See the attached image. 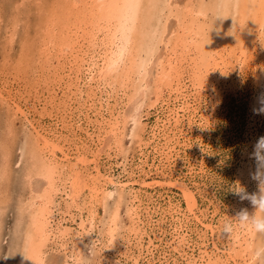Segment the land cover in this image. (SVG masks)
<instances>
[{
  "label": "bare ground",
  "instance_id": "1",
  "mask_svg": "<svg viewBox=\"0 0 264 264\" xmlns=\"http://www.w3.org/2000/svg\"><path fill=\"white\" fill-rule=\"evenodd\" d=\"M68 1L65 5L56 3L58 7L51 8L53 10L44 9L48 17L46 28H43L45 33L40 38L43 40L41 51L45 53L44 60L49 62L55 50L56 53L61 52L55 56L58 60L54 70L56 81L51 86L57 88L63 77L69 80L63 100L55 99V95L40 102L33 96L34 99L25 102L22 96L19 97L20 88L16 90L13 86L0 84V102L7 110L12 109L13 116L23 119L28 138L20 148L17 163L23 162L24 185L31 188V196L19 195L16 208L19 215L10 247L14 264H45L46 254L51 249L60 255L58 257L64 260V264H78L84 260L83 249L89 244L91 251L100 257L98 264L105 261L102 258L107 264H178L179 261L184 264H251L253 255H250V250L257 233L239 226L230 237L221 232L226 220L244 211L254 214L255 206L251 200L242 198L243 193H239L224 213L216 210L215 215L208 216L200 210L197 195L188 183L166 171H171L175 165L174 159L181 143L189 147L187 141L196 130L202 138L204 129L210 124L216 105L214 99L219 95L220 87L248 62L255 67L254 76L260 80L256 101L264 99V31L260 28L262 26H257L260 23L264 25V0H197L196 9L187 3L185 8L191 16L194 15L192 13L205 16L211 10V35L208 36L204 27L195 24L193 18H184L183 8L180 12L177 7L182 5L181 0ZM222 3L229 6L228 14H236L241 24L240 29L236 28L239 34L234 37L237 43H232L236 47L239 45V54L235 49L225 48L227 43L223 33L228 16L215 19L217 7ZM40 4L45 3L42 1ZM129 17L134 24L132 30L126 32L123 21ZM16 25L13 24L12 28L13 38L18 29ZM251 28L256 30L253 39ZM173 35L177 36V43L171 46ZM150 36L155 37L151 49ZM70 37L74 43L68 41ZM250 37L251 46L247 45ZM210 47L217 55L209 52ZM190 51L196 54L192 58L188 56L194 64L189 63L186 57ZM198 59L201 66H197ZM187 62L189 66L186 69ZM167 64L169 69L165 71ZM187 71L193 73L192 76L195 74L187 76L190 83L184 76ZM197 73L202 77V80L201 77L200 80L195 78L199 83L194 81ZM133 75L140 82L128 95V102L122 104L114 98L113 103L109 94L115 92L114 86H118L119 93L122 90L125 93L131 87ZM157 79L165 80L159 86L157 99L164 93V85L168 94L165 98L162 96L161 112L156 120L151 124L144 123V116L148 115L145 113L148 89ZM67 99L84 101L82 107L89 106L86 115L82 117V109L76 111L72 107L74 103L65 101ZM62 102L63 109L59 108ZM138 103H143V108L134 124ZM58 115L60 120L49 125L45 123V119ZM7 125L4 130H7L9 140L1 138L0 142L3 153L0 152L6 160L3 164L6 167L1 166L4 169L0 170V178L10 182L13 172L8 145L12 144L15 134L14 122ZM67 133L77 137L75 145L71 144ZM189 133L191 136L188 137ZM182 135L184 139H181ZM126 137L136 138L140 147L136 168L129 164L127 156L119 158V153L114 155L111 152L114 143L121 145ZM240 168L244 179L240 186L244 193L259 194L260 179L264 176L257 178L258 167L248 157ZM153 170L159 179L150 173ZM173 171L175 174L176 170ZM62 175L65 178L60 181ZM37 176L42 178L41 181H36ZM168 185H174L182 192L187 210L173 202L171 197L168 206L163 208L153 196L147 194L148 198H145L142 194L144 190ZM5 188L0 191V238L3 233L2 215L11 197L10 190ZM82 193L87 194L86 200H82ZM80 200L86 201L85 205L91 209L88 216H85ZM92 200L103 204L105 215L101 221L106 233L104 229H97V212L92 211ZM121 210L125 211L129 225L123 223ZM217 212L220 214L216 221ZM156 214L160 217L155 218ZM123 226L127 236L119 240L116 232ZM51 242L55 247L50 245Z\"/></svg>",
  "mask_w": 264,
  "mask_h": 264
},
{
  "label": "rangeland",
  "instance_id": "2",
  "mask_svg": "<svg viewBox=\"0 0 264 264\" xmlns=\"http://www.w3.org/2000/svg\"><path fill=\"white\" fill-rule=\"evenodd\" d=\"M45 4H40V3ZM48 1V2H47ZM57 1V2H56ZM66 2V0H63ZM62 1V2H63ZM68 1V0H67ZM183 1V2H181ZM179 1L182 5H178V9L180 12L184 15V18L187 20H190L193 18V22L195 24H199L203 26L205 29L204 32H207L206 36L210 33V18L212 16L211 10H208L205 16H197L196 13H192L193 16L188 12L187 8H185V5L188 3L190 4V7L192 9H196L197 7V0H181ZM24 2V3H22ZM61 3L59 0H0V84L10 87L13 86L16 90H21L19 97L22 98L25 102L29 101V99L35 97V99H39L40 102L46 98V97H54L55 99H62V97L66 96L64 94V91H66V87L68 85V79L66 80L64 77L62 78V81L60 82V85H56L57 88L54 86H51V84L55 83L56 79L55 77V68L58 65V60L55 56L59 54V52L56 53V50L54 51V57L51 59L53 61L47 62L44 60L45 53L43 54L41 51V42L43 41L42 35L45 33L46 24H47V17L46 12L49 10H53L56 8L58 3ZM61 3L65 5L64 3ZM69 2V1H68ZM35 3V4H34ZM37 3V4H36ZM57 3V5H56ZM21 4V5H20ZM48 4V5H46ZM33 5V6H32ZM44 5V6H43ZM46 5V6H45ZM17 7V8H16ZM55 7V8H54ZM58 7V6H57ZM183 9H182V8ZM36 8V9H35ZM40 8L42 10H40ZM53 8V9H51ZM15 9V10H14ZM44 9H48L47 11ZM182 9V10H181ZM14 10V11H13ZM17 10V11H16ZM40 10V11H39ZM25 12V13H24ZM39 12V13H38ZM43 12V16L42 15ZM21 13V14H20ZM187 13V14H186ZM17 14V15H16ZM40 14V15H39ZM208 14V15H207ZM14 16V18H13ZM195 17V18H194ZM202 17V18H201ZM17 21H16V19ZM198 18V19H197ZM5 19V20H4ZM11 19V20H10ZM174 17H171V20H173ZM203 21H202V20ZM205 19V20H204ZM228 20H226V29H224L223 36L225 35L226 41L225 43L227 50L233 51L236 50L237 54H239V45L234 46L232 43H237L236 38L234 40V37H236V34L238 33L237 29H240V22L237 20V16L230 15L227 17ZM7 20V21H6ZM14 20V21H12ZM260 19L258 20V22ZM2 22V23H1ZM14 22V23H13ZM19 23V25L17 26ZM207 22V23H206ZM229 22V23H228ZM10 23V24H9ZM248 23V21H247ZM5 24V25H4ZM13 24L17 26V32L14 34L13 38L12 32H13ZM255 24V23H254ZM252 24V25H254ZM3 25V26H2ZM228 25V26H227ZM260 27L264 31V25L257 24V26ZM207 26V27H205ZM233 26V27H232ZM237 26V27H236ZM239 26V27H238ZM250 27V24L248 25ZM255 26V27H257ZM258 26V27H259ZM228 27V28H227ZM252 27V26H251ZM254 27V29H255ZM13 28V29H12ZM237 28V29H236ZM38 29V30H37ZM42 29V30H41ZM253 28H251V35L252 39L255 36L256 30L254 31ZM28 30V31H27ZM237 30V32L235 31ZM42 33L40 34V32ZM254 31V32H252ZM202 32V31H201ZM64 33V32H63ZM226 33V34H225ZM254 33V36H253ZM28 34V35H27ZM65 34V33H64ZM175 35V34H174ZM171 36V46L173 44H176V40L174 37ZM209 35V37H210ZM27 36V37H26ZM184 36V35H183ZM181 37V36H180ZM229 37V38H228ZM64 38V36H63ZM214 37H211L213 40ZM26 39V40H25ZM73 41L74 39L72 37L68 38ZM168 39V36H167ZM166 39V40H167ZM40 40V41H39ZM169 40V39H168ZM230 40V41H229ZM34 41V42H33ZM66 41V40H65ZM170 41V40H169ZM224 41V40H223ZM236 41V42H234ZM250 41L252 43L251 37L248 40V44L250 45ZM176 42V43H175ZM38 43V44H37ZM224 44V43H223ZM212 47H210L211 49ZM214 48V47H213ZM230 48V49H229ZM221 49V48H219ZM211 54H215L214 49H211L209 51ZM61 53V52H60ZM39 56H38V55ZM190 54V55H189ZM193 54V55H192ZM42 55V57H41ZM195 52L190 51V53L187 54L188 62L191 63L192 61L190 58L193 56L195 57ZM190 58H189V57ZM40 57V58H39ZM52 57V55H51ZM60 57V56H59ZM58 57V58H59ZM155 58V57H154ZM57 61H56V60ZM213 59V58H211ZM200 60V59H198ZM197 62V66L201 64V60ZM39 61V62H38ZM63 61V58L62 60ZM57 64H56V63ZM185 65L186 69L189 66V64ZM198 62L200 64H198ZM213 61L211 60V63ZM55 63V64H54ZM62 64V62H61ZM191 64H194L192 62ZM211 65V64H210ZM165 71H168L169 69L168 64L165 65ZM201 66V65H200ZM246 68V69H245ZM254 66L252 63H246L242 69H240L238 72L234 73L230 79H228V82H226L223 86L220 87V93L219 95L214 99V112L210 119V124L207 128L204 129V133H202V138H200V133L198 130L194 133L191 140L187 141V144L181 143L178 147V153L175 156L174 164L172 166V170L166 171L167 174L173 173L175 178L178 180H183L184 182L188 183V185L191 187L192 190L197 195L198 198V204L200 207V210H202L204 213L209 214L208 216L215 215V211L218 210L220 213H224V210L227 209V206L231 205L234 200L238 197V194L234 188L238 187V185H243V174L241 173L242 164L244 162L248 161V157L253 161V164L258 167V163L253 155L254 151V145L259 137L264 136V99L260 100V102L256 101V97L259 93H257V89H259V82L260 80L254 76ZM19 69V70H18ZM64 65L61 68L60 73L63 71ZM22 71V72H21ZM27 71V72H26ZM52 71V72H51ZM191 71V70H190ZM49 72V75L48 73ZM51 72V73H50ZM192 72V71H191ZM45 73V74H44ZM188 73V74H186ZM184 73V76L187 78V76L190 74L192 76L193 73H190L187 71ZM200 73H197V77H194V81L196 83L197 80H200L199 75ZM195 75V74H194ZM193 75V76H194ZM192 76V77H193ZM24 77V78H23ZM41 77H44L42 79ZM51 77L53 80H51ZM42 80H41V79ZM195 78H198L195 80ZM8 79V80H7ZM36 79V80H35ZM5 80V81H4ZM7 80V82H6ZM47 80V81H46ZM51 80V81H50ZM188 82L190 81L189 78H187ZM202 80V77H201ZM40 81V82H38ZM66 81V82H65ZM4 82V84H3ZM140 82V79L133 75L131 80V87L127 89V93H123V90L120 92L118 90V86H114L115 92H113L111 95L112 102L114 103L115 100H120L123 104L128 102L129 94L133 93V89H135ZM156 82H159L158 84ZM165 80L163 82L159 79L156 81L151 82L149 89H148V97L145 100L146 106H145V113L148 115L144 116V123H153L157 118L159 112H161V106H162V96L165 98L168 94L166 91V86H162V90L164 93L159 96L157 99L158 93L160 91L159 86L164 84ZM191 82V81H190ZM189 82V83H190ZM109 83V82H108ZM66 84V85H65ZM115 85V84H113ZM113 85H111L110 88H113ZM158 85V86H157ZM51 86V87H50ZM110 86V85H109ZM134 86V87H133ZM66 88V89H64ZM54 89V90H52ZM63 91H62V90ZM123 89V87H121ZM38 90V91H37ZM51 92V94L49 93ZM59 92L58 94H56ZM38 93V94H37ZM119 93L120 95H117ZM51 95V96H50ZM117 95V96H115ZM165 95V96H164ZM32 96V97H31ZM127 96V97H126ZM29 97V98H28ZM117 97V98H116ZM150 97V98H149ZM161 97V98H160ZM122 98V99H121ZM34 99V98H33ZM48 99V98H47ZM157 100V101H156ZM65 101H68L71 103V101L74 103V107L76 111H78L80 108L82 109V114L84 117L87 113V107L84 105L82 107L83 102H79L75 99H67ZM157 102V103H155ZM150 103V104H149ZM161 105V106H160ZM63 106L60 105L59 108ZM123 106V105H122ZM64 107V106H63ZM62 107V109H63ZM205 108V106H203ZM41 108V107H40ZM7 108L0 102V142L2 141L1 138L9 140L8 132L5 131L4 127L6 129L8 128L7 124H10L11 122H14V133H12V142H10L11 145H8V153H10L9 163H11V171L12 176L10 182H6L2 178H0V191H3V188L5 190H10V199L9 202H7V207L5 209L4 214L2 215L3 218V233L0 238V263L1 264H14V259L12 257V249L11 243L13 239V232L15 229V223L17 221L18 217V209L17 204L19 197L23 194H25L26 197L31 196V188L28 186L25 187L23 179V173H24V165L18 162V158L20 157V148L24 146L26 139V132L23 124L22 118H17L13 116L12 109L7 110ZM59 112V110L57 109ZM55 114V111H53ZM11 113V114H10ZM61 114V112H60ZM9 116V117H8ZM148 116V117H147ZM55 117V116H54ZM49 117L47 120L45 119V123L47 125L55 123V120H60V116L58 115L55 118ZM51 118V119H50ZM9 119V120H8ZM44 119V117H43ZM52 121V122H51ZM6 123V124H5ZM5 124V126H4ZM23 124V125H22ZM86 124V123H85ZM84 124V126H85ZM87 125V124H86ZM2 130V131H1ZM5 132V133H4ZM7 132V134H6ZM186 134V133H184ZM6 136V138L4 136ZM188 137L191 136V134H187ZM3 136V137H1ZM11 137V135H10ZM184 136H181V139ZM67 138L70 139L71 144L75 145V141L77 138L75 135H68ZM73 140V141H71ZM132 140V141H131ZM80 142L79 139H77V142ZM130 141V142H129ZM137 139H130L129 137H126L124 142L121 145H118L114 143V149L111 150V152L114 154L120 155L121 157H128L129 164L133 166V168L137 167L138 164V158L140 155V147L139 144H137ZM22 144V145H21ZM116 145V146H115ZM199 145V146H198ZM184 146V147H183ZM122 147V148H121ZM122 150V151H121ZM0 151L1 145H0ZM0 152V155L2 154ZM114 154V155H115ZM152 156V155H151ZM0 168L1 166L6 167L3 165L6 163L5 157L0 156ZM4 159V161H3ZM133 159V160H132ZM2 160V161H1ZM105 161V160H104ZM133 161V162H131ZM136 163V164H135ZM134 164V165H133ZM23 167V169H22ZM148 166L147 169L148 170ZM241 170H240V169ZM4 168H1L0 170L3 171ZM22 169V170H21ZM175 174H174V171ZM118 172V169H116ZM23 172V173H22ZM153 173V176L158 178L156 175V170H153L150 172ZM241 173V175H240ZM67 174H65L66 176ZM60 177L59 180H64L65 176ZM245 176V175H244ZM41 181L40 177H36V181ZM159 179V178H158ZM242 179V180H240ZM4 182V183H2ZM9 183V184H8ZM3 187V188H2ZM30 192V194H29ZM86 192V189H85ZM61 193V192H60ZM3 193L1 192V195ZM86 194V193H85ZM82 193L81 198L82 200L87 199V194L85 195ZM142 194L146 198L147 194L153 196V199H155L156 203H160L163 208H166L168 206V200L171 197L173 202L177 203L182 209L187 210V202L185 201L182 192L173 186H161L156 189H149L148 191L144 190L142 191ZM20 195V196H19ZM28 195V196H27ZM33 196V195H32ZM86 198V199H85ZM148 198V196H147ZM91 200V198L89 199ZM112 200V199H111ZM110 200V201H111ZM81 206L84 207V214L85 216H88L90 213L89 207L85 205L86 201H81ZM90 205H93L92 211L97 212L95 215V219L97 221L98 228L97 229H104L106 227L103 226V221L101 219L105 215V211L103 207V204L99 201L92 200ZM98 202V203H97ZM112 202V201H111ZM88 203V202H87ZM91 210V209H90ZM219 212L216 214V221L219 217ZM1 216V215H0ZM155 218L160 217V215L156 214ZM121 218L123 220L124 224L129 225L128 217L124 210H121ZM165 223V227H166ZM106 229H104L103 232L106 233ZM126 227L123 226L119 230H117V238L120 240L123 237L127 236ZM256 233V232H255ZM254 236V244L250 248V255H253V259L251 261H254V264H264V260L258 259L255 255V250L261 246H264V234H255ZM51 246H54V244L51 242ZM49 245V246H50ZM50 246V247H51ZM55 247V246H54ZM223 248V247H222ZM52 249L48 251L46 261L48 264H64V260L59 258L60 256L58 253H53ZM249 252V253H250ZM52 253V254H50ZM97 252L91 251V245H86L83 249V255L84 260H81L78 264H98L99 258L96 255ZM52 255V258H51ZM4 256V257H3ZM93 256V257H92ZM257 260H255L254 259ZM53 259V260H52ZM61 260V262L59 261ZM106 261L105 258H102V261ZM259 260V261H258ZM56 261V262H55ZM102 262V264H107L106 262ZM256 261V262H255ZM262 263H258L261 262ZM181 264H184V262L179 261ZM45 263V264H47ZM178 263V264H180ZM76 264V263H75ZM109 264V263H108Z\"/></svg>",
  "mask_w": 264,
  "mask_h": 264
},
{
  "label": "clouds",
  "instance_id": "3",
  "mask_svg": "<svg viewBox=\"0 0 264 264\" xmlns=\"http://www.w3.org/2000/svg\"><path fill=\"white\" fill-rule=\"evenodd\" d=\"M228 5L220 4L217 7L215 19L217 17H226L228 14ZM133 20L129 17L123 21L124 30L126 32H130L133 27ZM155 43V37H149V48ZM144 65H141V71H143ZM146 93V89L143 90ZM143 108V103H138L135 109V119L134 124L139 120L140 113ZM253 155L258 163V169L256 176L260 178L264 176V136L258 138L254 145ZM260 192L259 194L249 195L244 193V189L238 185V187L234 188L237 193H243L242 198H248L251 200L252 204L255 206V212L253 215H249L247 211L241 212L237 217L233 219H228L224 222L221 227V232L223 235L230 237L236 226L246 227L250 231L264 234V179H260ZM255 256L264 260V246H261L255 250Z\"/></svg>",
  "mask_w": 264,
  "mask_h": 264
},
{
  "label": "snow or ice",
  "instance_id": "4",
  "mask_svg": "<svg viewBox=\"0 0 264 264\" xmlns=\"http://www.w3.org/2000/svg\"><path fill=\"white\" fill-rule=\"evenodd\" d=\"M124 7H126V8H127V7H130V6H129V5H125Z\"/></svg>",
  "mask_w": 264,
  "mask_h": 264
}]
</instances>
